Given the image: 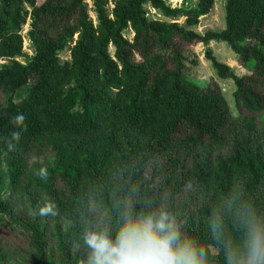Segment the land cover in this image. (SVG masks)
<instances>
[{
  "label": "trees",
  "instance_id": "1",
  "mask_svg": "<svg viewBox=\"0 0 264 264\" xmlns=\"http://www.w3.org/2000/svg\"><path fill=\"white\" fill-rule=\"evenodd\" d=\"M37 2L0 0V59L10 62L0 68V167L13 188H36L35 221L0 199L5 225L26 220L29 234L26 249H0V264H85V230L105 214L115 228L127 201L138 212L167 204L189 236L217 251H208L209 264H226L209 231L213 209L239 187L264 210V0H227L225 29L204 35L149 21L143 7L194 27L214 0L194 10L113 0L111 14L107 0H92L96 24L85 0ZM28 15L35 56L23 66L15 59ZM213 41L227 44L247 72L237 75L206 50L219 79L233 83L235 115L218 86L190 79L197 62L184 49ZM28 177L36 185H23ZM224 239L242 242L232 218Z\"/></svg>",
  "mask_w": 264,
  "mask_h": 264
},
{
  "label": "clouds",
  "instance_id": "2",
  "mask_svg": "<svg viewBox=\"0 0 264 264\" xmlns=\"http://www.w3.org/2000/svg\"><path fill=\"white\" fill-rule=\"evenodd\" d=\"M117 216L115 228L111 215L105 214L100 225L85 230V264H209L206 247L184 231V222L167 204L138 212L127 201L118 205ZM228 218L243 234L239 245L224 239ZM209 231L222 245L226 264H264V210L243 189L233 188L213 209Z\"/></svg>",
  "mask_w": 264,
  "mask_h": 264
},
{
  "label": "rangeland",
  "instance_id": "3",
  "mask_svg": "<svg viewBox=\"0 0 264 264\" xmlns=\"http://www.w3.org/2000/svg\"><path fill=\"white\" fill-rule=\"evenodd\" d=\"M37 4H42L43 0H37ZM165 3L173 9H185V10H194L197 8L200 0H164ZM85 3L88 8V13L90 19L96 24V16L94 13V7L92 0H85ZM227 0H214L213 6L208 14L198 18V23L194 27H188L186 23V18L178 17L176 19H167L159 11L152 9L149 5H145L144 11L147 19L149 21H159L163 23H177L180 26L186 27L193 32L204 35L208 31L213 32H221L225 29V8H226ZM25 9L30 13V9L25 7ZM106 9L112 11L113 9V0H107ZM111 14V13H110ZM31 18L28 15L26 19V23L22 26L20 35L22 37V55L21 57L15 59L19 64L25 66L28 64L30 59L35 56L34 46L29 38ZM124 37L128 41H132L134 34L131 30H126L124 32ZM75 41V39H74ZM72 45L69 46L72 47ZM69 48L64 50L59 54V59L62 63L70 60V52ZM207 49H210L213 53V56L217 59L218 62L230 67L233 69L237 75H245L247 72L240 67V64L237 60L235 54L231 51L230 47L219 41L210 42L207 46H203L202 44H195L192 46H187L185 50L186 56H189L191 59H195L197 62V67L192 70L190 74V79L193 82L202 85H212L215 84L218 86L233 111L232 113L235 115L234 105H233V93L234 86L231 80H220L217 76L216 72L212 69L210 62L205 58V52ZM110 56L114 59V48L109 47ZM136 59L139 58L136 56ZM10 62L6 59H0V68L8 65ZM25 95V92H23ZM17 97H19L17 95ZM261 144L260 146H263ZM36 162V161H35ZM35 164V163H34ZM43 164V163H41ZM33 165V162H32ZM35 166V165H33ZM35 170V169H34ZM6 169L4 166L0 167V199L2 202L8 203L11 206H15L18 211V215L23 218V216H28L31 221H35L32 216L33 206L31 204V196L36 193V188L25 190V188L15 189L10 183L9 179L6 175ZM36 170L34 171V173ZM34 177H28L25 181H22L23 185L29 184L30 181L34 183ZM2 179V180H1ZM35 184V183H34ZM36 185V184H35ZM34 185H30L32 187ZM25 194L26 196H23ZM30 198V199H29ZM41 198V196L39 197ZM41 200V199H39ZM177 213L180 212V209L176 210ZM7 222L6 216L0 214V249L4 251V253H8L9 251H15L17 248L19 249L21 246H24L26 249L25 238L28 239V232L25 228V225L28 223L26 220H23L22 224H11V227H7L5 225ZM184 228H186V224H184ZM16 229V230H15ZM15 230V231H14ZM23 249V248H22ZM50 250H52L50 248ZM210 253V257H215L217 251L214 248L208 249ZM87 260V259H86Z\"/></svg>",
  "mask_w": 264,
  "mask_h": 264
}]
</instances>
